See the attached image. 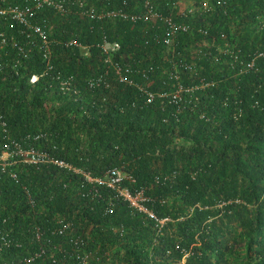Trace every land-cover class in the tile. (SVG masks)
<instances>
[{"label": "trees", "instance_id": "trees-1", "mask_svg": "<svg viewBox=\"0 0 264 264\" xmlns=\"http://www.w3.org/2000/svg\"><path fill=\"white\" fill-rule=\"evenodd\" d=\"M152 1L182 18L175 0ZM186 1L194 27L169 46L159 23L79 16L71 0L66 14L32 12L45 57L39 36L0 19V153L33 146L92 177L117 166L164 218L81 171L11 153L0 264H264V0ZM102 37L118 49L105 54Z\"/></svg>", "mask_w": 264, "mask_h": 264}, {"label": "built area", "instance_id": "built-area-1", "mask_svg": "<svg viewBox=\"0 0 264 264\" xmlns=\"http://www.w3.org/2000/svg\"><path fill=\"white\" fill-rule=\"evenodd\" d=\"M71 0H24L23 3L14 0H0V19L10 18L17 23H20L24 27H27L40 38V47L42 55L47 57L49 54L48 41L49 39L45 35L43 26L36 20L32 19V12L34 9L41 7L51 8L57 11L59 14H66L69 9V3ZM76 5V14L79 16H88L89 18L99 19L102 17L107 18H123L129 21H135L138 19L146 20L151 23H159L163 27L162 40L166 45L172 43L173 37L180 32H185L193 29V23L190 19H187V13L192 12V9H188L187 12L180 11L178 14L182 15V18H175L170 14H165L156 9L152 0H141L140 7L137 10L128 8L125 0L115 2L113 0H73ZM175 3L177 4L176 0ZM190 14V13H188ZM6 41V30L4 26L0 24V46ZM67 45H74L85 49L84 45H81L74 37H69L64 40ZM100 47L105 54H109L110 51L117 50L119 44L115 40H107L102 37ZM49 67V66H48ZM113 68L120 80H127L121 75V68L116 63L113 64ZM143 75L144 73L141 72ZM174 77L176 75L174 74ZM35 74H31L29 81H34ZM127 81H130L129 79ZM92 82V81H91ZM179 87L171 94L173 98L178 97ZM148 96H151L148 93ZM11 147H6L1 150L0 158H5L11 153H16L20 158L27 162L37 161H50L56 163L59 166L66 168H73L69 163L64 162L62 159L53 158L49 156L44 150L29 146L21 148V146L13 142ZM77 171H81L87 180H95L105 186L109 187L113 194L124 200L127 205L137 211L146 212L149 216L153 217L159 223L164 218L155 217L150 210H148L144 202L147 200L143 188L140 186L131 187L130 182L133 181L131 175L124 172L117 166H111L107 168L101 176L92 177L88 172L82 171L78 168H73ZM110 206V205H109ZM109 206L107 207L110 210ZM66 226V223L58 228V232ZM82 259L85 256L81 257Z\"/></svg>", "mask_w": 264, "mask_h": 264}, {"label": "crops", "instance_id": "crops-1", "mask_svg": "<svg viewBox=\"0 0 264 264\" xmlns=\"http://www.w3.org/2000/svg\"><path fill=\"white\" fill-rule=\"evenodd\" d=\"M177 5H176V14H178L180 11H184L187 12L188 9H192L193 13L196 10V6L193 5V3L191 2H187L186 0H176ZM190 14H193L192 12H188ZM187 13V14H188Z\"/></svg>", "mask_w": 264, "mask_h": 264}, {"label": "rangeland", "instance_id": "rangeland-1", "mask_svg": "<svg viewBox=\"0 0 264 264\" xmlns=\"http://www.w3.org/2000/svg\"><path fill=\"white\" fill-rule=\"evenodd\" d=\"M80 49L83 51L84 49L82 47H80Z\"/></svg>", "mask_w": 264, "mask_h": 264}]
</instances>
